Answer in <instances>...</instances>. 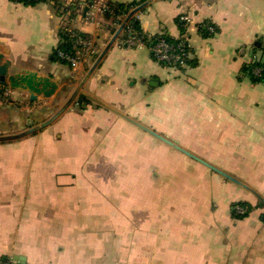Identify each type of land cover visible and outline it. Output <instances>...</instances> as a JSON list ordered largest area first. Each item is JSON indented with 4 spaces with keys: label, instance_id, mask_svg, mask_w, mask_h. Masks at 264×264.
<instances>
[{
    "label": "crops",
    "instance_id": "0c3cea01",
    "mask_svg": "<svg viewBox=\"0 0 264 264\" xmlns=\"http://www.w3.org/2000/svg\"><path fill=\"white\" fill-rule=\"evenodd\" d=\"M106 1L145 6L133 17L147 36L177 40L187 31L191 62L168 69L147 47L109 46L115 19H95L76 25L95 53L73 70L55 56L63 20L52 4L0 0L10 75L37 73L59 87L31 101L0 86V137L41 126L80 92L50 126L0 143V258L264 264V83L245 72L254 58L264 66V0ZM202 24L217 34H201ZM239 204L251 208L244 218Z\"/></svg>",
    "mask_w": 264,
    "mask_h": 264
},
{
    "label": "built area",
    "instance_id": "2783aa9c",
    "mask_svg": "<svg viewBox=\"0 0 264 264\" xmlns=\"http://www.w3.org/2000/svg\"><path fill=\"white\" fill-rule=\"evenodd\" d=\"M16 4H23L27 0H10ZM60 18L63 20L61 32L68 35L71 39V51H64L57 48L55 56L58 61L75 70L87 62L95 53L94 43L92 39L83 34L76 28L78 23H86L89 20L101 19L102 21L114 19V3L106 0H49ZM59 9V10H58ZM85 10H89L85 14ZM125 16H119L115 19L116 31L122 28L120 35L116 39V43L122 48L132 49L135 47H147L156 62L168 69H184L188 66V62L192 57L191 40L187 31L184 35L177 39V44L168 43L162 38L164 34L154 37L147 36L136 32L128 22L124 21ZM180 21L188 29L192 25V19L183 16ZM99 26L104 23L99 22ZM201 34L209 37L217 34L213 25L202 24L199 26ZM245 48L240 49V54H244ZM256 58L252 59L248 66L252 67V75L261 79L263 77L264 68L260 65ZM235 211L239 216H245L249 213L246 207L237 206ZM0 264H17L12 259L0 258Z\"/></svg>",
    "mask_w": 264,
    "mask_h": 264
},
{
    "label": "water",
    "instance_id": "95a60500",
    "mask_svg": "<svg viewBox=\"0 0 264 264\" xmlns=\"http://www.w3.org/2000/svg\"><path fill=\"white\" fill-rule=\"evenodd\" d=\"M144 7L145 6H140L139 8L134 10L132 13V16L134 14L138 13L139 11H141ZM121 31H122V28L117 31V33L113 37L112 41L110 42L109 46H111L116 41V39L120 35ZM106 52H107V50L102 53L100 58L97 60V62L93 66L91 73L98 67L99 63L101 62L102 58L105 56ZM3 58H4L3 55L0 54V86H3V87L9 86L12 90L26 91L30 94L31 101H37L40 96H43L44 98H50L56 94L59 87H58L57 83H54L50 78L41 77L37 73H32V72H23V73H19V74H15V75H10V71H9L10 64L9 63H3ZM79 93L80 92H75L74 95L67 102V104L64 107H62L51 119L46 121L41 126L31 128V129H29V130H27L21 134H18V135L0 137V143L23 139L25 137H28V136L42 130L43 128L50 126L67 109H69V107L74 103V101L77 98V96L79 95ZM112 111H114V110H112ZM114 112L117 113L118 115H120L121 117H123L124 119H126L127 121L133 123L134 125L138 126L141 129H143L147 133H150L154 137L163 141L164 143H166L172 147H175L176 149L184 152L185 154H187V155L193 157L194 159L202 162L203 164L207 165L205 162L201 161L200 159H198V158L194 157L193 155L183 151L179 146H177L175 143L169 141L165 137L158 135L157 133L153 132L152 130L148 129L147 127L141 125L140 123L130 119L129 117H127V116H125L119 112H116V111H114ZM207 166H209V165H207ZM210 168H212V167H210ZM214 170H216V169H214ZM219 173H221V172H219ZM221 174L224 175L223 173H221ZM224 176L227 177L228 179L240 184L239 182L235 181L231 177H229L227 175H224Z\"/></svg>",
    "mask_w": 264,
    "mask_h": 264
},
{
    "label": "trees",
    "instance_id": "16d2710c",
    "mask_svg": "<svg viewBox=\"0 0 264 264\" xmlns=\"http://www.w3.org/2000/svg\"><path fill=\"white\" fill-rule=\"evenodd\" d=\"M42 2H49V0H27L25 1L23 4L24 5H35L37 3H42ZM140 6V4H136V3H132V4H114V19H116L117 17L119 16H125V20L126 22H128V24L130 26L133 27V29L136 31V32H139L141 34H144L142 29H141V26H140V23L137 21L136 18H134L132 16V13L133 11L138 8ZM55 8H57V6L55 5ZM59 10V9H58ZM181 23V22H180ZM60 36H61V43L59 45V49L61 50H64V51H71V39L68 35H66L65 33L61 32L60 33ZM204 36H207L206 34H204ZM163 39H165L168 43H171V44H177V40L171 38L169 35L165 34L164 36H162ZM191 61L188 62V65L190 64ZM258 65L262 66L264 68V66L261 64V63H258ZM245 72L248 73V75H250L253 79V81L255 83H261L263 82L264 83V72H263V77L261 79H257L255 78L253 75H252V67L248 66L246 69H245ZM90 101L88 100L87 97H80L79 99V105L81 106V108H85L87 105H89ZM238 206H241V207H246L249 209V211L251 210V208L248 206V205H245V204H239ZM248 215V214H247ZM247 215L245 216H239L237 215L238 218H244L246 217ZM264 219V217H263Z\"/></svg>",
    "mask_w": 264,
    "mask_h": 264
},
{
    "label": "rangeland",
    "instance_id": "374dc122",
    "mask_svg": "<svg viewBox=\"0 0 264 264\" xmlns=\"http://www.w3.org/2000/svg\"><path fill=\"white\" fill-rule=\"evenodd\" d=\"M48 120H49V119H47L46 121H48ZM46 121H45V122H46ZM38 124L40 125V124H42V123H38ZM22 132H23V131H22Z\"/></svg>",
    "mask_w": 264,
    "mask_h": 264
}]
</instances>
